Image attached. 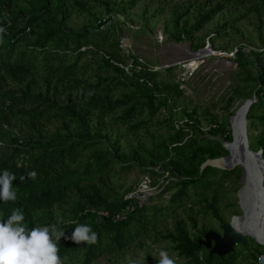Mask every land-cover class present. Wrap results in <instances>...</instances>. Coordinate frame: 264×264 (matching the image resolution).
<instances>
[{"label": "rangeland", "instance_id": "1", "mask_svg": "<svg viewBox=\"0 0 264 264\" xmlns=\"http://www.w3.org/2000/svg\"><path fill=\"white\" fill-rule=\"evenodd\" d=\"M131 1H136L131 9L124 11L125 5H119ZM216 7L220 10L213 18L201 29H195L200 18ZM52 8L57 13L49 21L61 30L78 34L86 29H109L125 56V64L120 65L125 76L136 81L137 74L145 68L158 72L149 86L156 83L155 94L158 99L166 100L155 116L149 117L144 111L128 125L114 121L121 111L102 119L95 115L90 119L89 131L96 145L84 156L89 158L100 152L114 159L113 173L107 182L108 194L113 200L125 201L147 181L151 194L144 203L148 201L149 207L157 209V215H153L142 237L123 251L104 255L93 264H159L162 252H166L174 264H191L190 259L175 249L168 234L175 233L180 222L192 240H203L208 231L222 235V224L243 214L238 198L242 170L239 168L232 174L218 172L213 178L216 182L207 190L190 189L187 198L174 203L172 196L178 191L180 178L169 171L163 173L162 165L174 158L176 145L204 138L212 128H218L227 139L230 130L232 137L230 118L247 100L256 102L259 68L264 69V0H247L242 6H225L220 0H56ZM7 14L14 17L22 14L18 17V25L22 26L31 14L30 0H12ZM35 30L42 32L43 25ZM29 37L36 39L35 34ZM187 49L191 52L206 49L207 52L204 56L187 59ZM84 51L87 55L81 57V64L96 55L93 48ZM76 59L71 56L41 63L40 69L25 77L0 79V90L9 94L0 103L8 104L11 98H19L28 90L31 95L49 98L59 108L80 104L82 89L62 92V86L50 81L42 71L44 66H67ZM97 75L94 66H90L78 77V82L92 84ZM106 75L101 74V77ZM119 96L120 92H116L112 98ZM262 113L255 111V117L247 123L250 150L254 152L258 151V141L264 135V125L257 119ZM136 122L143 123L137 131H132L131 124ZM11 125L13 132L26 136L22 121L14 118ZM59 125L53 121L44 125L43 130L52 135L60 130ZM180 131L184 132L183 139L173 144L171 137ZM227 155L228 152L218 157ZM142 156L143 161L139 159ZM151 156L160 158L154 167L150 164ZM210 205L217 209L220 219ZM66 210H69L67 205L54 208L58 215ZM247 242L243 249V244L238 245L240 251L234 264H257L255 258L262 255L263 248Z\"/></svg>", "mask_w": 264, "mask_h": 264}, {"label": "trees", "instance_id": "2", "mask_svg": "<svg viewBox=\"0 0 264 264\" xmlns=\"http://www.w3.org/2000/svg\"><path fill=\"white\" fill-rule=\"evenodd\" d=\"M56 0H30L31 14L22 26L18 25L19 16H8L7 8L12 0H0V26L6 29L4 39L0 42V79H17L27 76L31 71L40 69L38 65L54 60H66L71 56L77 59L67 66L43 67V73L56 85L62 86V92H72L80 88L78 105L59 108L49 98L31 95L27 90L19 98H11L8 104L0 103V170L13 172L16 179L13 185L17 189L15 202L0 203V217L6 218L14 209H22L28 227L36 225H56L65 231L66 237L77 224H90L97 233L94 244L81 242L75 244L71 239L61 238L59 254L63 264H93L104 256L123 251L138 240L148 230V223L153 215H157L155 206L145 202L141 207L128 214L126 219L116 221L115 214L124 210L128 201L113 200L108 194L109 182L114 169V159L108 154L94 153L89 158L84 153L96 145L92 141L89 123L92 116L105 118L121 111L114 121L123 125L132 123L144 111L149 117L155 116L166 103L155 94L154 82L158 72L145 68L137 74L138 80H129L120 65L125 64V56L121 53L119 41L112 37L109 29H86L78 34L61 30L50 23V18L57 12L52 8ZM225 6H242L247 0H220ZM136 1L120 3L124 11L135 6ZM61 6L62 3L58 2ZM220 10L216 7L202 16L195 29H201ZM43 25V31L35 29ZM35 34L31 40L29 35ZM93 48L96 55L89 62L81 64L80 59L87 55L84 49ZM102 53L103 56H99ZM241 56V53L238 54ZM90 66H94L97 78L92 84L83 85L78 77L83 76ZM256 90V102L250 107L247 119L255 117V111H263L259 119L264 125V69L259 68ZM107 74L102 78L101 74ZM142 80V82H140ZM82 86V87H81ZM120 92L119 98L112 95ZM0 101H5L8 93L0 90ZM10 99V98H9ZM22 121L26 136H21L10 129L11 120ZM56 121L60 123L59 131L47 135L43 126ZM143 122L131 124L130 129L137 131ZM8 127V128H4ZM194 128V126H188ZM200 135L199 129L196 130ZM210 133L221 134L218 128ZM229 138L232 140L230 130ZM184 132H177L171 137L173 144L183 139ZM263 150L264 135L258 141V150ZM174 158L162 165L163 173L169 171L177 174L178 191L172 196V202H181L188 197L190 189L195 192L207 190L218 172L232 174L240 167L231 171L212 167L201 168L202 164L215 157L226 154L215 141H206L203 137L173 149ZM204 157L203 155H206ZM143 161V156L139 158ZM159 157L151 156L150 164L154 167ZM36 172L35 179L30 177ZM154 174H156L153 171ZM69 206L62 214H55V207ZM217 215V209L209 206ZM100 212H107L104 216ZM151 214V217L148 215ZM220 219V217H219ZM59 222V223H58ZM180 255L190 259L191 264H234L237 244L233 251L224 256L211 255L201 240H192L183 225L178 222L175 233L168 234ZM257 247H262L253 239ZM243 244L245 248L248 242ZM261 256V255H260ZM259 256V257H260ZM255 258L258 261V258Z\"/></svg>", "mask_w": 264, "mask_h": 264}, {"label": "water", "instance_id": "3", "mask_svg": "<svg viewBox=\"0 0 264 264\" xmlns=\"http://www.w3.org/2000/svg\"><path fill=\"white\" fill-rule=\"evenodd\" d=\"M255 103L254 99L247 100L230 118L232 140L227 141L221 134L207 133L204 138L217 142L228 152L227 156L206 160L201 168L212 167L219 170L231 171L237 167L242 170L241 188L238 191L239 205L243 211L230 222L222 224L223 234L208 231L200 241L211 255L224 256L231 253L237 244H244L248 238L253 239L263 248L257 264H264V216L259 218L260 210L264 208V158L263 150H250L247 114ZM238 123L241 138V149H237L234 136V124ZM232 147L235 152L231 150ZM231 148V149H230ZM257 187V189H256ZM263 214V213H262ZM258 225V226H257ZM250 227L252 233L245 228Z\"/></svg>", "mask_w": 264, "mask_h": 264}, {"label": "clouds", "instance_id": "4", "mask_svg": "<svg viewBox=\"0 0 264 264\" xmlns=\"http://www.w3.org/2000/svg\"><path fill=\"white\" fill-rule=\"evenodd\" d=\"M6 29L0 26V42ZM35 179L36 172L30 174ZM13 172L0 170V203L15 202L17 189L13 185ZM59 223V222H58ZM61 238L71 239L75 244H94L97 233L90 224H77L70 237L56 225L28 227L22 209H14L6 218L0 217V264H63L59 254ZM159 264H174L166 252L161 253Z\"/></svg>", "mask_w": 264, "mask_h": 264}, {"label": "built area", "instance_id": "5", "mask_svg": "<svg viewBox=\"0 0 264 264\" xmlns=\"http://www.w3.org/2000/svg\"><path fill=\"white\" fill-rule=\"evenodd\" d=\"M151 194V188L148 186L147 181L143 182L140 188L135 190L126 200L128 204L121 212L115 214L114 219L116 221H122L126 219L128 214L132 213L136 207H141L144 204L147 196ZM100 214L106 216L107 212H100Z\"/></svg>", "mask_w": 264, "mask_h": 264}, {"label": "bare ground", "instance_id": "6", "mask_svg": "<svg viewBox=\"0 0 264 264\" xmlns=\"http://www.w3.org/2000/svg\"><path fill=\"white\" fill-rule=\"evenodd\" d=\"M207 52L206 49L202 50V51H199V52H191L190 50H185V58L187 59H192V58H196V57H201V56H204V54ZM208 56V55H206ZM210 56V55H209ZM234 136H235V139H236V145H237V149H241V136H240V130H239V126H238V123L236 122V124H234ZM231 149V148H230ZM233 151V153L235 152V149L232 147L231 149ZM257 189V187H256ZM262 213L259 214V218L261 216V218L264 216V208L260 210ZM258 226V225H257ZM245 228V226H244ZM248 232H251L252 233V229L253 228H250V227H246L245 228Z\"/></svg>", "mask_w": 264, "mask_h": 264}]
</instances>
